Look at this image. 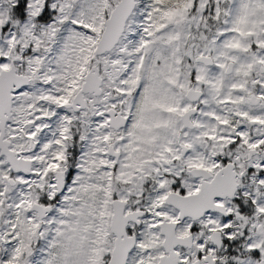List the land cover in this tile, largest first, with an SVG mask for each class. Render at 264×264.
<instances>
[{
  "label": "snow or ice",
  "instance_id": "1",
  "mask_svg": "<svg viewBox=\"0 0 264 264\" xmlns=\"http://www.w3.org/2000/svg\"><path fill=\"white\" fill-rule=\"evenodd\" d=\"M0 264H264V0H0Z\"/></svg>",
  "mask_w": 264,
  "mask_h": 264
}]
</instances>
